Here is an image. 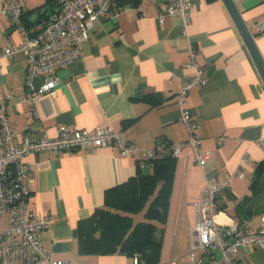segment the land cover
<instances>
[{
	"label": "crops",
	"instance_id": "obj_1",
	"mask_svg": "<svg viewBox=\"0 0 264 264\" xmlns=\"http://www.w3.org/2000/svg\"><path fill=\"white\" fill-rule=\"evenodd\" d=\"M254 35L264 58V0H233ZM3 0H0V7ZM163 0H114L100 22L89 28L81 55L56 71L49 90L31 105L23 99L26 59L2 50L18 45L21 33L0 14V101L9 107L8 119L19 138L56 137L58 127L94 131L110 127L138 148L124 158L111 146L86 150L49 151L26 155L22 167L30 186L28 207L51 226L38 238L53 259L73 264H131L123 254L84 255L78 252V224L96 209L106 207L107 190L140 171L145 151L169 153L171 143L184 142L187 132L177 103L184 83L193 75L186 68L189 49L198 53L205 83L189 89L185 107L195 112L193 122L209 153L206 166L195 163L185 146L174 160L167 214L162 226L156 264L176 258L186 262L196 221L194 203L204 196L205 182L227 188L217 195L216 225L257 230L264 217V80L223 0H190L189 23L165 15ZM57 8V0H26L23 24L35 32ZM38 75L35 90L48 84ZM159 154V156L161 155ZM237 171L240 174H237ZM8 226L0 217V229ZM239 264H264V248H240Z\"/></svg>",
	"mask_w": 264,
	"mask_h": 264
},
{
	"label": "built area",
	"instance_id": "obj_2",
	"mask_svg": "<svg viewBox=\"0 0 264 264\" xmlns=\"http://www.w3.org/2000/svg\"><path fill=\"white\" fill-rule=\"evenodd\" d=\"M114 0H57V8L50 18L43 22L37 31L28 32L23 24V6L26 0H3L0 14L9 19L13 29L19 31L22 41L15 46L4 48L2 56L12 58L21 53L26 59V85L29 94L23 99L34 105L41 94L47 92L54 82L56 71L66 68L82 53V45L89 39V28L100 22ZM165 6L158 21L163 22L165 15L177 16L182 20L183 28L189 23L190 0H163ZM256 31L264 36V25L257 24ZM198 53L189 49L186 68L193 75L184 83L177 103L180 107V120L187 132L184 142L171 143L167 151L172 158L181 156L185 146L194 152L195 163L203 169L207 164L208 152L200 150L201 140L197 126L193 122L195 112L185 107L189 89L205 83L203 71L198 66ZM38 75L48 78V84L35 90L31 81ZM9 107L0 101V217L7 215L8 226L0 229V264H73L71 261L56 260L47 253L38 238V234L48 229L51 217L35 215L28 207L30 186L22 167L26 155L49 151H77L89 147L117 150L121 157L127 158L138 152L121 133L110 127L96 128L94 131L77 127H58L57 136H42L37 140L19 138L8 119ZM163 150L145 151L144 159L139 162L143 170L147 160L154 159ZM237 174H240L237 171ZM231 176L222 183L205 182L203 198L194 203L196 221L192 229L191 246L186 254L187 261L170 259L167 264H239L235 259L240 248H264V217L260 227L254 230L251 225L243 227L235 222L222 227L214 221L218 208L217 195L227 188ZM132 264H140L136 257Z\"/></svg>",
	"mask_w": 264,
	"mask_h": 264
},
{
	"label": "trees",
	"instance_id": "obj_3",
	"mask_svg": "<svg viewBox=\"0 0 264 264\" xmlns=\"http://www.w3.org/2000/svg\"><path fill=\"white\" fill-rule=\"evenodd\" d=\"M169 153L147 160L146 167L105 193L106 207L78 224V252L123 254L140 264H156L174 169ZM142 161V160H141ZM142 218L135 220L137 214Z\"/></svg>",
	"mask_w": 264,
	"mask_h": 264
},
{
	"label": "water",
	"instance_id": "obj_4",
	"mask_svg": "<svg viewBox=\"0 0 264 264\" xmlns=\"http://www.w3.org/2000/svg\"><path fill=\"white\" fill-rule=\"evenodd\" d=\"M223 2L227 7L240 35L242 36V39L252 56V59L260 73L262 80H264V58H262L257 48L254 35L250 32L249 28L246 26L233 0H223ZM51 15L52 13L50 14V16Z\"/></svg>",
	"mask_w": 264,
	"mask_h": 264
},
{
	"label": "rangeland",
	"instance_id": "obj_5",
	"mask_svg": "<svg viewBox=\"0 0 264 264\" xmlns=\"http://www.w3.org/2000/svg\"><path fill=\"white\" fill-rule=\"evenodd\" d=\"M140 218H142V213L141 214H137L136 216H135V220H138V219H140Z\"/></svg>",
	"mask_w": 264,
	"mask_h": 264
}]
</instances>
